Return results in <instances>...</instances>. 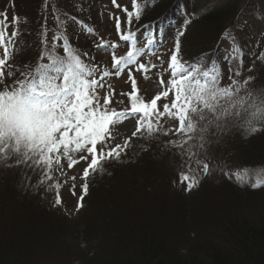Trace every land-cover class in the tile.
Here are the masks:
<instances>
[{
	"label": "trees",
	"instance_id": "1",
	"mask_svg": "<svg viewBox=\"0 0 264 264\" xmlns=\"http://www.w3.org/2000/svg\"><path fill=\"white\" fill-rule=\"evenodd\" d=\"M45 1L0 0L1 10L9 8L17 22L26 24L22 44L32 52L33 46L38 51V33L47 25ZM124 2L133 6V0ZM136 2L142 9L140 18L133 16L131 23L120 26L126 35L143 27L150 30L164 16L176 13L179 17L178 30L165 44L163 61L170 59L178 31H184L179 50L182 61L192 63L203 58L206 64H219L221 69L252 71L256 78L253 93L264 90V59L260 58L264 53V0ZM189 19L191 22L186 23ZM236 25L248 38L234 39L241 48L234 58L232 47L226 54L227 50L219 51L218 46L231 44L227 34L231 35ZM252 42L262 44L261 49H253ZM77 48L79 53H87L81 57L85 63L103 71L87 44ZM37 51L33 52L36 59ZM19 56L14 68L23 71L20 66L30 57ZM162 140L150 141L149 149L131 165L108 171L111 178L98 191V197H92L91 208L82 219L81 233L86 239L72 264H264V185L251 187L256 181H247L245 174L264 170V130L250 136L239 126L213 130L202 153L210 158L211 171L183 196L168 190L170 181L184 170L182 158L175 149L162 151ZM6 172L12 178L10 171ZM234 173L247 179L236 183ZM1 182L0 188L9 191L5 196L0 189V200L7 198L10 211L0 202V264H34L33 249L29 250L26 238L62 237L64 233L59 232L66 228L62 222L55 224L58 217L48 214L52 210L35 205L36 197L28 191L15 190L4 178Z\"/></svg>",
	"mask_w": 264,
	"mask_h": 264
},
{
	"label": "snow or ice",
	"instance_id": "2",
	"mask_svg": "<svg viewBox=\"0 0 264 264\" xmlns=\"http://www.w3.org/2000/svg\"><path fill=\"white\" fill-rule=\"evenodd\" d=\"M133 8L134 12L125 9L129 23L133 16L139 19L142 11L136 0H133ZM13 20L18 18L13 17ZM190 22V19L186 21ZM17 35L14 31L6 41V28L0 31V48H3L0 56V165L26 164L34 172H39L41 178L37 186L55 193L53 206L61 205L60 190L69 180L72 181L69 190L76 195L77 177L68 176L67 172L83 161L86 166L80 176L83 183L76 205V211H79L88 194L89 178L103 173L106 170L104 165L109 161H119L130 146L131 138L138 134L139 138L149 141L169 137L161 141L162 151L175 149L181 156L184 170L180 172V182H186L185 190L191 191L199 185L201 176L211 171L210 158L202 153H205L213 130L239 126L246 136L264 130V90L257 94L247 90L253 78L241 82L234 78L240 75L238 71L229 76V84L222 86L219 64H206L203 58L192 63L182 61L179 50L184 31H178L168 68L165 69L170 74L169 79L165 82L158 73L160 91L147 101L140 95L129 66L136 65V71L145 73V79H148L147 73L156 65L149 67L145 63H137V58L143 53L135 46L134 34L121 36L131 45L125 56L115 55L113 50L117 45H97L101 54L105 49L113 52L112 68L117 77L129 69L132 90L121 93L128 97V106L119 110L110 107L115 96L111 85H107L108 90L103 97L98 91L105 88V77L113 73L107 69L101 72L97 66L85 63L81 56L87 53L74 51L63 34L54 35L53 40H65L62 45L64 55L58 54L56 45L52 44L39 57L40 61L46 59V63L26 65L29 71L21 72V79L5 84L6 69L8 77L15 75L12 71L14 66L8 61L12 56L9 45L14 46L12 38ZM227 35L233 39L235 58L240 55L241 48L230 34ZM260 58L264 59V53ZM98 72L99 79L96 78ZM160 101L163 102L158 104ZM129 119L136 122L131 137L124 138L123 144H110L117 136L123 135L119 126ZM62 160L67 161L66 168ZM234 175L241 179L240 173ZM260 175H264V170L258 173ZM262 184L264 181L258 179L251 187L257 188Z\"/></svg>",
	"mask_w": 264,
	"mask_h": 264
},
{
	"label": "rangeland",
	"instance_id": "3",
	"mask_svg": "<svg viewBox=\"0 0 264 264\" xmlns=\"http://www.w3.org/2000/svg\"><path fill=\"white\" fill-rule=\"evenodd\" d=\"M3 4V3H2ZM4 5V4H3ZM8 7V4L5 5ZM46 8L49 18V23L51 24L50 34L52 37L54 35H58L60 32L59 27H62V31L66 33L68 36H70L71 32L75 29L78 30L80 33L81 28L78 26V22L75 21L74 15L79 19L82 20L84 18H91L90 20H93L94 27H92V37L95 39L94 47V53L97 61H103V64L106 65L109 72H112L114 74V70L110 67H112L113 62H110L109 59L112 58L113 52L109 51L107 49L103 50L104 54H101L100 51L97 49V45L107 43L109 45H117V47L113 50L115 55L117 57L125 56L127 52L130 49H126V43L121 41V35H118L120 33L117 29L116 25H113V20L108 19L110 16L109 11L102 12V9L106 8L112 11L114 15L120 14V19L124 22L127 18L128 14L125 11L127 8L126 3L122 2V0H116L115 4L113 3V0H47L46 1ZM105 10V9H104ZM119 12H118V11ZM132 11V10H131ZM130 11V12H131ZM122 12V13H121ZM117 13V14H116ZM6 23L9 24V26H3V28H6V41L7 37H11L12 30L14 28L13 23L16 21L13 20V17H16V15L12 12L5 13ZM70 15H73V17H69ZM123 25V24H122ZM75 28V29H74ZM2 31V30H0ZM75 33L78 34L76 31ZM84 33V32H83ZM82 33V34H83ZM14 42L13 45H9L11 51H16L20 49L18 36H15L12 38ZM56 45V51L60 55H64L63 52L60 53L61 49H58L57 43H53ZM62 48V47H60ZM3 51V48H0V52ZM163 51V49H162ZM31 53V52H30ZM164 54L167 53L166 50L163 51ZM82 57V56H81ZM160 59H157V57H153L150 60L149 59H141L140 63H145L149 67H151L152 64H155L156 67L152 68L150 72L147 73L148 79H145V73L141 71H136V65L129 66L132 72L133 78H135L137 82V88L139 89L140 95L144 97V99L150 100L152 99L158 91H160L159 88V77L158 73L163 76V79L165 82L169 79V73L165 72V69L168 68V63L166 64V61H163L165 57L159 56ZM163 58V59H162ZM108 60V61H107ZM107 61V62H106ZM163 63V68H161V63ZM106 63V64H105ZM138 63V62H137ZM129 69L126 68L124 72L117 77L115 82H107L109 77H105L104 83L105 88L104 89H98L101 97L104 96L105 92L108 90L107 85H111L112 88L115 90V96L113 97V107L116 109H123L122 103H119V101L127 102L128 104V97L124 96L123 99L120 96L121 93H127L132 90L131 88V81L129 80L128 76ZM100 75V74H99ZM250 75L247 78H249ZM99 79V76H98ZM230 81L226 83L229 84ZM102 102V101H101ZM163 101H160L162 103ZM124 107V106H123ZM135 119H129L124 121L122 125L119 126V130L123 133V135L117 136L116 140L111 141L110 144L114 145L115 143H121L123 144L124 138L131 137V134L133 131H135ZM165 140H167L169 137H163ZM174 138V137H172ZM147 140H144L142 138H139V134L137 137H133L130 140V146L126 149L125 153L122 154L121 159L119 161L111 160L114 162L122 163L121 160L123 159H131L134 160L138 158V156L146 151L145 149H149L147 146ZM146 147V148H144ZM141 154V155H142ZM140 155V156H141ZM128 162V161H127ZM13 163L14 162H10ZM62 164L64 167H67V161L62 160ZM15 165L10 168V173L13 174L12 180L9 182L12 183V185L15 187V190H26L24 188V183L29 184L33 186L32 190L29 191L28 194L30 196H34V194L39 193L40 195L44 196L45 202H49L50 200L54 203V192H48L45 190V187L37 186L38 181L40 180V176H38V172H34L31 167L26 166V164ZM86 166V164L81 161L79 164L75 165L72 169L68 170L67 175L68 176H76L77 179L75 181L76 189L75 191L78 192L81 190L80 185L83 183V181L80 179V176L82 174L83 168ZM100 176H102V173H97L94 176H91L89 178V186L92 184V181L97 178L99 179ZM8 172H4V170L0 169V183L1 179H6V183L8 185ZM213 177H216V175H213ZM61 178V182H62ZM214 179V178H213ZM217 179V178H216ZM72 181L69 180L67 185H64L60 190V197H61V205L66 206L70 216L73 218L72 221L76 220V222L70 223L69 221L65 220L63 217H59L60 220H55V224L57 225L59 222H62L66 229H62L59 233H64L62 237H60L62 240L61 242H55L54 244L49 245L48 239L46 237H34L33 235H30L26 238L28 240V248L33 249L31 254V261L34 264H72L74 262L75 257L77 256V252L79 251V242L81 241L79 238V235L82 232V228L80 227V224H82L81 216L79 211H76V205H75V196L72 195L71 191L69 190V186L71 185ZM1 185V184H0ZM170 186V184H169ZM209 187V186H207ZM2 189L3 195H8V188H0ZM171 190V188H170ZM207 195L203 196L202 198L205 199ZM182 197V196H180ZM34 198V197H33ZM211 198V197H210ZM208 198V199H210ZM37 203L43 202L42 198L36 197ZM207 199V200H208ZM7 198H2L0 202H4V206H7V211H10L9 206L7 204ZM208 205V204H205ZM67 225V226H66ZM83 225V224H82Z\"/></svg>",
	"mask_w": 264,
	"mask_h": 264
}]
</instances>
